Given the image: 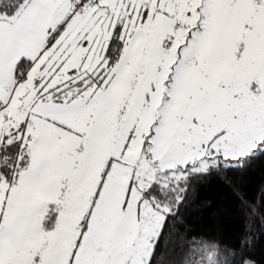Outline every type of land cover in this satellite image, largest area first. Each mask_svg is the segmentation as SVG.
I'll return each instance as SVG.
<instances>
[{"label": "snow or ice", "instance_id": "snow-or-ice-1", "mask_svg": "<svg viewBox=\"0 0 264 264\" xmlns=\"http://www.w3.org/2000/svg\"><path fill=\"white\" fill-rule=\"evenodd\" d=\"M257 158L264 0H0V264H173L197 181Z\"/></svg>", "mask_w": 264, "mask_h": 264}, {"label": "trees", "instance_id": "trees-1", "mask_svg": "<svg viewBox=\"0 0 264 264\" xmlns=\"http://www.w3.org/2000/svg\"><path fill=\"white\" fill-rule=\"evenodd\" d=\"M180 219L184 223L175 224L179 236L170 232L167 238L173 264L186 262L184 249L193 239L228 253H246V264H264V158L254 159L246 170L229 172L227 180L211 176L197 181ZM231 260L223 252L218 257L219 264Z\"/></svg>", "mask_w": 264, "mask_h": 264}]
</instances>
